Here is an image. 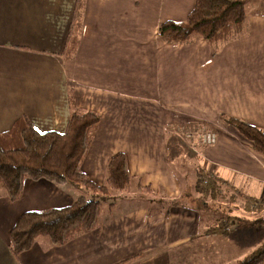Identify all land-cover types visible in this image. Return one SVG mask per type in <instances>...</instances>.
<instances>
[{
	"label": "crops",
	"instance_id": "1",
	"mask_svg": "<svg viewBox=\"0 0 264 264\" xmlns=\"http://www.w3.org/2000/svg\"><path fill=\"white\" fill-rule=\"evenodd\" d=\"M74 3L0 0V133L20 117L38 132L63 133L72 95L79 108L101 117L81 166L94 184H103L108 160L122 152L145 186L177 197L182 177L170 165L167 128L206 122L217 127L216 140L193 150L195 163L262 201L264 158L221 115L264 129V12L250 18L246 37L215 53L202 38L171 44L158 35L161 22L183 21L194 0H86L77 50L64 60ZM73 196L44 178H26L15 201L0 196V264H229L262 242L259 235L248 244L255 227L240 221L227 236L205 235L214 222L183 205L167 215L122 211L64 245L39 237L14 256L9 242L17 218L68 206ZM239 242L251 249L238 253Z\"/></svg>",
	"mask_w": 264,
	"mask_h": 264
},
{
	"label": "trees",
	"instance_id": "2",
	"mask_svg": "<svg viewBox=\"0 0 264 264\" xmlns=\"http://www.w3.org/2000/svg\"><path fill=\"white\" fill-rule=\"evenodd\" d=\"M85 6L86 0H75L61 51L64 60L72 58L77 50ZM263 12L264 0H194L192 9L183 21L161 22L157 32L162 41L171 44H191L197 38H202L218 53L225 44L246 37L250 18L262 15ZM69 105L70 116L63 133L38 132L26 117L18 118L9 130L0 133V196L11 201L19 199L26 178L47 179L74 195L68 206L26 211L17 218L10 230L9 242L14 256L30 249L39 237L47 238L53 246L64 245L97 228L117 214H112L113 211L131 201L134 204L131 209L145 208L150 215H167L175 206L187 205L204 212L219 205L212 215L214 224L204 233L208 236H227L233 231L234 222L246 219L245 215L233 214L236 212L234 208L240 209L235 204L236 191L233 187L218 177L204 173L196 163H192L189 173L181 158L182 173L178 174L173 168L174 176L182 177V189L177 197L168 196L162 189L145 186L139 177L129 172L126 155L122 152L108 160L103 184H94L81 166L101 117L96 112L79 108L72 95L69 97ZM221 118L251 143L255 154L264 158L263 128L227 115H221ZM202 125L209 126L206 122ZM172 127H175V132L181 131V136L183 129L192 131L190 123H182L168 127L166 134ZM207 128L214 129L213 126L206 127L199 134L194 147L201 149L214 143L217 132L215 129L214 132H208ZM242 199L241 212L254 213L248 216L249 220L254 226L264 229V206L250 197ZM131 261L124 260L117 264H128ZM233 264H264V237L254 251Z\"/></svg>",
	"mask_w": 264,
	"mask_h": 264
},
{
	"label": "rangeland",
	"instance_id": "3",
	"mask_svg": "<svg viewBox=\"0 0 264 264\" xmlns=\"http://www.w3.org/2000/svg\"><path fill=\"white\" fill-rule=\"evenodd\" d=\"M185 123H190V129L192 130V131H190V130H188V131H186V130H184L183 129V135L181 136V131H179V132H175V127H172L171 128V130L167 133V139H168V144H169V150H168V158L170 159V161H171V163H172V167L175 169V170H177L178 172H181L182 171V166H181V164H180V161H179V159L181 160V162L188 168V170H189V173H190V168L191 167H193V165H192V163H195V161H194V157L196 158V152H199L198 151V147H194L195 145H193L195 142H197L196 141V139H198L199 137V134H201V133H203L204 132V129L206 128V127H209V126H212V125H210L209 123H206V124H208L209 126H204V125H202L203 124V122H201V121H195V120H190V121H188V122H185ZM184 126V125H183ZM186 126V125H185ZM184 126V127H185ZM192 126H196L195 128L194 127H192ZM197 126H201V127H198L197 128ZM214 127V129H215V131H217V127H215V126H213ZM194 129H196V130H194ZM214 129L212 130L211 128H207V130H209L208 132H214ZM172 130H174V131H172ZM195 133V134H194ZM194 134V135H193ZM180 136H181V138H180ZM172 145H174V146H172ZM212 145V144H211ZM192 147H193V149H192ZM195 148V149H194ZM193 150H195L196 152H194ZM196 153V154H195ZM186 154V155H185ZM189 154H190V156H189ZM200 168H201V171H204V173H206V174H208V175H210L209 174V171L207 170V169H204V168H202L201 166H200ZM178 176V175H177ZM210 176H212V175H210ZM179 177V176H178ZM181 184H182V182H180ZM128 196L130 195V194H127ZM235 196H236V201H235V204H237V206L240 208L239 210H235V208H234V212L235 213H233V214H236L237 216H240V215H242V216H244L246 219H241L240 220V225H238L239 227L241 226V225H250V226H253V227H255L254 228V230H252L251 231V233L249 232H247V228H246V230H242V234H245L246 232V234L248 235V244L249 243H252V240H253V238H255V237H259V235H260V239H261V241L263 240V235H264V229H262V227H260V226H257V225H253L254 223L252 222V221H250L249 220V218H248V216L250 215H254V213L253 214H246V213H243V211L241 212V206H242V204H243V196H241L240 195V193L238 192V191H236V193H235ZM259 201V200H258ZM257 203H260V204H262L263 206H264V199H262V201H259V202H257ZM122 204V203H121ZM124 204V203H123ZM134 204H133V202L131 201L129 204H124V206H122L120 209H118V210H115V211H113L112 212V214H114V213H119V212H121V211H126V210H129V209H131V208H133L134 206H133ZM220 206L218 205L217 207H215V209L214 208H211V209H209L208 211H204V212H202V220H204V221H207L208 223H209V219H211L212 221H213V219L212 218H214L212 215H214V213H215V210H216V208H219ZM252 208L254 209L255 208V205H253L252 206ZM111 214V215H112ZM261 214V213H260ZM108 215H106V217H107ZM209 220V221H208ZM261 228V229H260ZM261 230V231H260ZM239 233V232H238ZM232 236H233V234H232ZM253 237V238H252ZM258 237H257V240H258ZM233 238V237H232ZM243 239V238H242ZM242 242V241H241ZM241 242H239V244L241 243ZM233 242L231 241V243L230 244H232ZM236 244L235 245V249L236 248H238V253H246V252H248L251 248H250V245H243V244ZM238 246V247H237ZM259 246V245H258ZM257 246V247H258ZM234 249V250H235ZM228 250H232V249H230V247L228 248ZM224 251H226V248H225V250ZM226 254V253H225ZM249 254V253H248ZM247 254V255H248ZM241 259H243V258H241ZM221 261V260H220ZM231 261V260H230ZM234 261H236V260H234ZM234 261H231L229 264H233L234 263ZM227 263V262H226ZM196 264H215V261L214 260H211L210 262H209V260H197V262H196Z\"/></svg>",
	"mask_w": 264,
	"mask_h": 264
}]
</instances>
